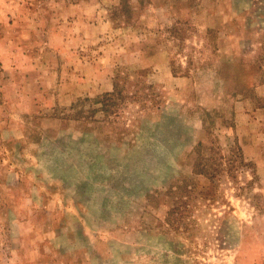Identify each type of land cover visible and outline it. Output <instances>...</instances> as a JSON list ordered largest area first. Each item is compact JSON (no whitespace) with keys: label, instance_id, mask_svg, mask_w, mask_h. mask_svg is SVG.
Returning <instances> with one entry per match:
<instances>
[{"label":"rangeland","instance_id":"374dc122","mask_svg":"<svg viewBox=\"0 0 264 264\" xmlns=\"http://www.w3.org/2000/svg\"><path fill=\"white\" fill-rule=\"evenodd\" d=\"M0 264H264V0H0Z\"/></svg>","mask_w":264,"mask_h":264},{"label":"trees","instance_id":"16d2710c","mask_svg":"<svg viewBox=\"0 0 264 264\" xmlns=\"http://www.w3.org/2000/svg\"><path fill=\"white\" fill-rule=\"evenodd\" d=\"M152 88V87H151ZM120 91L119 87H118V83H115L114 85V89H113V92L109 93L110 96H114L115 93H118ZM197 173H201V172H205V171H200V170H197L196 171ZM209 177H211V175H209Z\"/></svg>","mask_w":264,"mask_h":264}]
</instances>
